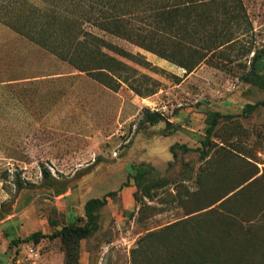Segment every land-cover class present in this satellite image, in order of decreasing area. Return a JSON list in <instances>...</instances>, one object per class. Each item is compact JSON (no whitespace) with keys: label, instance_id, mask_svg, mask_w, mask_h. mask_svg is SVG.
<instances>
[{"label":"rangeland","instance_id":"374dc122","mask_svg":"<svg viewBox=\"0 0 264 264\" xmlns=\"http://www.w3.org/2000/svg\"><path fill=\"white\" fill-rule=\"evenodd\" d=\"M107 8L112 28L84 23L83 45L70 24L33 37L0 21V264H264V106L243 115L264 101V68L249 77L264 0ZM209 112L225 117L205 149ZM112 193L78 248L14 243L84 226Z\"/></svg>","mask_w":264,"mask_h":264},{"label":"trees","instance_id":"16d2710c","mask_svg":"<svg viewBox=\"0 0 264 264\" xmlns=\"http://www.w3.org/2000/svg\"><path fill=\"white\" fill-rule=\"evenodd\" d=\"M84 1L85 3H82L81 5L80 3L75 4V0H0V21L13 27L16 31H27L29 35H32L33 37L47 34L54 35L58 32L55 28L56 24H67V26L70 24L72 30L71 35H75L76 43L83 45V43L88 40V37H93L92 34L83 30L84 23L88 22L104 31H109L112 28L107 8V5H110L112 0ZM118 3L119 2H117V4ZM70 4L77 9L73 11L67 8L66 6ZM116 20H118V18H116ZM54 30L56 31L55 33ZM94 39L103 43L104 46L117 51V53H123L120 48L111 46L108 42L101 38L96 37ZM99 53L102 57H107L106 53L103 51L100 50ZM160 55L164 58L169 57L165 54ZM263 58L264 49L257 51L254 54L251 61V73L249 74L250 78L259 77V69L264 68ZM97 60L94 62L96 66L95 69L107 70L103 64L104 60ZM92 62L93 61L89 60L90 64ZM260 106H264V101L256 104H247L243 109V115H249ZM223 117L225 116L219 112L208 113L206 120V139L203 142L205 149L210 145L215 129ZM162 122H166L168 125H171L162 113L153 112L149 109L145 110L144 123L155 126ZM176 148L189 151V148L186 146L176 145L173 146L172 149L174 150ZM204 150L202 153L203 156L206 154ZM42 173L46 180L52 177L47 168H43ZM114 195L115 193H112L105 198L91 199L87 202L85 207L87 222L84 226H79L76 223H70L61 229H57L53 234H43L41 232H37L31 234L24 240L18 242L14 241V243L17 245L20 242L33 241L37 244L44 238H48L50 240L61 239L67 249H70L72 246H74V248H78L81 240L92 236L99 229V217L98 214H96V210L107 205L108 198Z\"/></svg>","mask_w":264,"mask_h":264}]
</instances>
